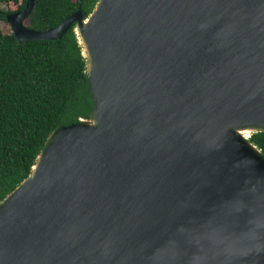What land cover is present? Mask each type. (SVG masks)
Segmentation results:
<instances>
[{
  "label": "water",
  "instance_id": "95a60500",
  "mask_svg": "<svg viewBox=\"0 0 264 264\" xmlns=\"http://www.w3.org/2000/svg\"><path fill=\"white\" fill-rule=\"evenodd\" d=\"M74 23L89 116L0 201V264H264V0H97Z\"/></svg>",
  "mask_w": 264,
  "mask_h": 264
},
{
  "label": "trees",
  "instance_id": "16d2710c",
  "mask_svg": "<svg viewBox=\"0 0 264 264\" xmlns=\"http://www.w3.org/2000/svg\"><path fill=\"white\" fill-rule=\"evenodd\" d=\"M96 1L34 0L25 23L44 29L77 8L85 16ZM24 3L0 0V19ZM73 25L53 39L17 40L0 29V201L30 172L54 128L89 116L86 61ZM248 139L264 153V129L251 130Z\"/></svg>",
  "mask_w": 264,
  "mask_h": 264
},
{
  "label": "rangeland",
  "instance_id": "374dc122",
  "mask_svg": "<svg viewBox=\"0 0 264 264\" xmlns=\"http://www.w3.org/2000/svg\"><path fill=\"white\" fill-rule=\"evenodd\" d=\"M1 6L4 8H13L14 4H12L11 2H3L1 3ZM0 29L3 31H11L9 23L3 19H0Z\"/></svg>",
  "mask_w": 264,
  "mask_h": 264
}]
</instances>
